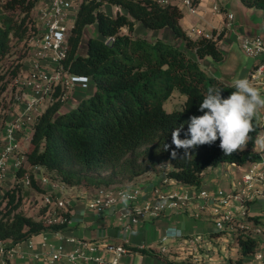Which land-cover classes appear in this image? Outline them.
<instances>
[{"label":"trees","instance_id":"trees-1","mask_svg":"<svg viewBox=\"0 0 264 264\" xmlns=\"http://www.w3.org/2000/svg\"><path fill=\"white\" fill-rule=\"evenodd\" d=\"M41 0H0V119L4 108V92L11 80L19 75L21 62L4 61L14 47L28 52L29 41L37 32L33 12ZM197 3V0L195 1ZM250 8L264 12V0H241ZM118 8L109 14L104 5ZM184 10L175 3L160 0H81L69 36L67 55L62 60L65 71L86 75L94 81L95 92L77 106L63 110L64 102L57 87L54 101L41 113L35 124L25 161L41 166L51 181L68 187L98 189L110 187L155 170L170 163L167 171L183 185L199 187L209 167L229 163L244 165L263 162L264 148L256 145L264 136V127L254 118L251 140L243 151L225 156L220 140L198 146L192 157L182 159L183 149L172 144V131L183 124L180 138H185L187 121L193 115H203L199 105L210 87L222 89L227 98L235 89L208 74L197 60L171 42L158 38L151 42L135 33L137 21L145 27L162 30L169 27L175 39H182L200 58L210 56L222 60L218 40L225 30L212 36L192 38L181 24ZM97 24L100 37H90L86 53L80 51L89 25ZM126 29V31H123ZM113 44H108L109 39ZM178 91L186 97L182 108L168 111L165 102ZM185 111L182 112V109ZM164 144L170 145L167 151ZM175 150L177 157L172 158ZM27 172L25 165L16 171L17 179ZM32 186L40 191L34 173ZM22 187L16 183L0 199V242L11 240L15 245L46 229L59 230L65 224H46V218H36L22 205ZM43 207L41 214H45ZM69 218L70 214L65 213ZM235 246L240 257L252 256L259 240L243 232L235 234ZM145 252L144 248L133 247Z\"/></svg>","mask_w":264,"mask_h":264},{"label":"crops","instance_id":"crops-1","mask_svg":"<svg viewBox=\"0 0 264 264\" xmlns=\"http://www.w3.org/2000/svg\"><path fill=\"white\" fill-rule=\"evenodd\" d=\"M163 1L178 4L184 10L181 24L192 38L200 35L212 36L215 30L217 33L225 30L223 37L218 40L224 58L222 60H215L210 56L200 58L182 39H175L169 27L154 30L137 21L135 25L137 35L151 42L160 38L173 43L192 59L197 60L208 74L225 83L232 84L236 78L247 77L264 97V75L259 80L251 78L262 56H246L241 47V39L244 36H259L264 39L263 10L250 8L241 0H197L194 11L184 7L181 0ZM104 9L109 14H116L118 10L109 3L104 5ZM230 13L233 14L232 19L228 18ZM75 18L76 15L70 16L72 25ZM199 30L202 31L201 34L198 33ZM95 35L100 37L98 25H89L83 40L87 41V38ZM36 48L35 43H29L28 54L21 60L19 75L27 76L32 71L36 61ZM86 50L87 47L85 52L81 53L85 54ZM41 64L49 71H53L57 65L52 58L42 59ZM95 90L93 80L87 89L75 87L68 100L64 102L63 110L77 106L81 100L92 96ZM3 97L0 149L11 135L17 142L18 149L10 155L5 176L0 180V199L17 183V161L22 163L25 161V152L34 130L32 123H28L24 129L14 127L16 120L25 114L27 104L33 100V91L18 88L13 78ZM39 106L43 113L49 104L45 101ZM255 118L264 127V109H260ZM261 139H264V136ZM24 163L28 169L30 165L26 161ZM261 163L264 166V162ZM163 164L167 166H158L134 180L122 181L113 186L115 188L140 186L148 196L152 195L155 189L177 192L187 195L188 200L182 207H167L158 215L139 218L136 222L133 221L134 214L131 209H128L124 217H120L114 207L102 210L91 208L89 202L96 194V189L68 187L60 182L59 186L54 187L51 180H45L48 176L43 167L31 166L37 185L44 191L33 186L22 188L24 205L29 204L26 200L30 196L42 201L46 192H53L66 201L65 209L70 214V222L62 229H46L15 245L11 240L0 242V264L4 260L8 264H76L69 261L66 254L76 249L82 240L96 243L99 246L98 254L105 259H111L113 256L106 250V243L124 244L128 252L122 256L120 264H237L240 252L235 246V234L243 232L245 235L247 231L257 233L259 244L256 251L261 250L264 253V197L256 193V190L261 188V182L253 183L250 189L251 196L243 193L245 185L243 175L253 163L244 165L224 163L209 167L205 170L199 187L183 185L174 178L163 182L165 174L172 168L170 163ZM200 190H207L208 196H199ZM127 203L124 200L120 205L125 206ZM226 212H231L232 216L226 223V231L219 233L215 229V219ZM34 216L39 218L40 214L36 213ZM244 225L247 226V231ZM135 246L146 251L135 250L133 249ZM55 254H59L60 257L54 259ZM252 257L243 258V264H248ZM82 264L96 263L83 261ZM259 264H264V260Z\"/></svg>","mask_w":264,"mask_h":264},{"label":"built area","instance_id":"built-area-1","mask_svg":"<svg viewBox=\"0 0 264 264\" xmlns=\"http://www.w3.org/2000/svg\"><path fill=\"white\" fill-rule=\"evenodd\" d=\"M162 2H166L160 0ZM196 0H181L184 7L190 11H194ZM81 0H45L38 12L36 23L37 32L31 37L30 42L37 45L36 61L32 71L27 76L18 75L14 78L18 88L30 89L34 93V98L27 104V109L22 118L17 119L14 127L24 129L28 123L35 124L38 116L42 113L39 104L45 101L48 104L54 101V92L57 87L61 89V99L67 101L70 93L79 86L84 89L89 88L91 78L86 75L70 73L64 70L62 60L67 55V47L69 36L73 25L70 23V16L76 15L78 6ZM229 19L233 18V14L228 15ZM202 33L201 30L198 31ZM241 47L245 54L252 57L262 56L259 64L252 73V79L259 80L264 75V39L262 37L244 36L241 39ZM52 58L56 62V67L53 71H49L41 64L42 59ZM18 149V144L10 136V139L0 149V180L5 176L8 166V159L11 154ZM25 162V161H24ZM17 161V170L25 163ZM31 167V166H30ZM27 169L25 175L17 179V183L22 187L32 186L31 168ZM49 178L46 177L45 180ZM170 178L165 174L163 182ZM50 180V179H49ZM256 181L261 182V188L256 190L257 194L264 197V166L261 162L253 163L243 175V193L250 194V189ZM53 186H59L58 182L51 181ZM128 194L130 198L125 206L120 205L122 194ZM201 197H207V190L198 191ZM188 200L187 195H182L177 192H164L160 189H155L152 195H147L140 186L130 188H115L101 187L96 189V194L90 200L89 206L93 209L102 210L107 207H114L120 217L127 214L128 209L133 211V221L136 222L139 218H144L149 215H158L167 207H182ZM43 207L46 208L45 214H40V217H45L46 224H65L70 222V218L65 214L67 204L64 198L57 196L53 192H46L42 197ZM231 212H226L219 218L215 219V229L222 233L226 231V223L231 219ZM246 231L247 226L244 225ZM260 232L259 230H255ZM245 235H252L258 238L255 232H246ZM76 249L66 254L69 261L76 264L84 262H95L96 264H120V260L124 254L128 252L127 247L120 243H106L105 248L113 256L111 259H105L104 256L98 254L99 246L96 243L82 240ZM165 249V248H164ZM5 251V250H4ZM253 259L248 264H259L264 260L263 251H256L252 255ZM59 254L53 255L54 259L59 258ZM82 262V263H81ZM2 264H8L6 260Z\"/></svg>","mask_w":264,"mask_h":264},{"label":"clouds","instance_id":"clouds-1","mask_svg":"<svg viewBox=\"0 0 264 264\" xmlns=\"http://www.w3.org/2000/svg\"><path fill=\"white\" fill-rule=\"evenodd\" d=\"M232 87L235 90L227 98L222 97V89L208 88L199 105V111L203 115L189 118L184 139L180 138L183 124L172 131V144L176 149L184 150L182 159L191 158L192 150L198 146L211 145L217 139L220 140L219 147L225 156L246 148L251 140L250 133L254 131L253 120L258 111L264 109V97L247 77L234 79ZM185 108L186 106L182 112ZM255 143L264 148V139L257 138ZM169 147L170 145L164 144L163 150L167 151ZM171 156L175 159L177 152L173 150ZM158 166L165 167L167 164ZM129 198L128 194H122L123 200L127 201Z\"/></svg>","mask_w":264,"mask_h":264},{"label":"rangeland","instance_id":"rangeland-1","mask_svg":"<svg viewBox=\"0 0 264 264\" xmlns=\"http://www.w3.org/2000/svg\"><path fill=\"white\" fill-rule=\"evenodd\" d=\"M44 2H45V0L43 2L41 1L39 3V5L37 6V8L33 12V18L36 21V23L38 22V20H37L38 12L37 11H39V9H41L40 7L45 4ZM123 31H126V30L123 29ZM90 37H92V36H90ZM93 37H98V36L95 35ZM89 38H87V40ZM86 43H87V41L83 40V42H82V48H81L80 51L85 52ZM24 50H25V48L22 49V46H20V47H14L12 54L4 61L5 67L7 68L9 65H11L12 61H16L17 59H19V61L21 62V60L25 56H27V54H28L27 52H25L26 50L25 51ZM243 53H244V55L247 56V54H245L244 51H243ZM241 55L243 56V54H241ZM185 100H186V97L184 95L180 94L178 91H175L172 94V96L165 102V105L164 106H165V108L168 111H171V110H174V109H179V108H182ZM2 102L4 103V101H2ZM28 202H29L28 205H24V204L22 205V207L24 208V210L26 212H28L30 214L31 213H34V214L39 213V214H41V210H42V207H43L42 205L43 204H41L42 201H40L39 198H37V197H31L30 196L26 200V203H28ZM31 209H33V210H31ZM34 214H32V215H34Z\"/></svg>","mask_w":264,"mask_h":264},{"label":"water","instance_id":"water-1","mask_svg":"<svg viewBox=\"0 0 264 264\" xmlns=\"http://www.w3.org/2000/svg\"><path fill=\"white\" fill-rule=\"evenodd\" d=\"M108 44H110V45L113 44V39L112 38L108 40Z\"/></svg>","mask_w":264,"mask_h":264}]
</instances>
